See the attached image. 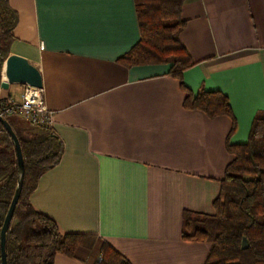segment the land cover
Instances as JSON below:
<instances>
[{"label":"crops","instance_id":"crops-1","mask_svg":"<svg viewBox=\"0 0 264 264\" xmlns=\"http://www.w3.org/2000/svg\"><path fill=\"white\" fill-rule=\"evenodd\" d=\"M17 15L9 56L35 67L62 153L28 203L61 234L94 235L92 250L53 264H94L107 243L130 264H203L210 245L181 237L186 211L213 214L231 145L264 111V0H186L178 40L194 65L185 88L224 94L236 121L183 107L169 65L124 67L139 40L133 0H8ZM8 56V57H9ZM0 97L19 102L26 88ZM13 132L42 131L8 117Z\"/></svg>","mask_w":264,"mask_h":264},{"label":"trees","instance_id":"trees-1","mask_svg":"<svg viewBox=\"0 0 264 264\" xmlns=\"http://www.w3.org/2000/svg\"><path fill=\"white\" fill-rule=\"evenodd\" d=\"M139 40L118 62L124 67L169 65L168 75L179 82L186 94L183 107L199 111L207 118L229 117L236 130L227 97L220 92L191 94L182 82L183 73L194 63L178 40L185 27L181 9L186 0H133ZM17 15L8 0H0V81L1 70L14 39ZM8 121V120H7ZM23 154L24 177L21 194L6 234L7 264H53L56 255L75 258L78 249L92 250L94 235L61 234L48 217L34 211L28 203L41 176L56 166L62 153L60 141L50 130L39 135L16 134ZM233 160L220 181L213 214L184 212L181 237L210 245L203 264H264V111L250 126L247 142L231 145ZM17 184L14 146L0 124V228ZM246 239L248 248H241ZM94 264H130L107 243ZM1 264V259H0Z\"/></svg>","mask_w":264,"mask_h":264},{"label":"water","instance_id":"water-1","mask_svg":"<svg viewBox=\"0 0 264 264\" xmlns=\"http://www.w3.org/2000/svg\"><path fill=\"white\" fill-rule=\"evenodd\" d=\"M2 76L6 81V83H2L1 85L2 91H7L9 85H24L27 87L42 89V80L38 70L31 64H29L27 60L18 56L11 55L5 60L3 64ZM0 124L2 125L4 131L10 137V140L14 146L17 167L16 188L13 197L10 201L4 221L0 228V259L1 264H7L5 251L6 234L9 230L13 213L17 206L22 190L24 177V160L19 140L16 134L13 132L10 124L7 122L6 119L2 117H0ZM241 248L243 250L248 248L246 239H243Z\"/></svg>","mask_w":264,"mask_h":264},{"label":"built area","instance_id":"built-area-1","mask_svg":"<svg viewBox=\"0 0 264 264\" xmlns=\"http://www.w3.org/2000/svg\"><path fill=\"white\" fill-rule=\"evenodd\" d=\"M12 116L45 131L50 130L53 123V113L43 102L42 90L27 86L19 102L0 97V117L6 119Z\"/></svg>","mask_w":264,"mask_h":264},{"label":"rangeland","instance_id":"rangeland-1","mask_svg":"<svg viewBox=\"0 0 264 264\" xmlns=\"http://www.w3.org/2000/svg\"><path fill=\"white\" fill-rule=\"evenodd\" d=\"M19 119H20V124H21V126H24V125L27 124L23 119H21V118H19ZM6 120L10 121L9 118H6Z\"/></svg>","mask_w":264,"mask_h":264}]
</instances>
